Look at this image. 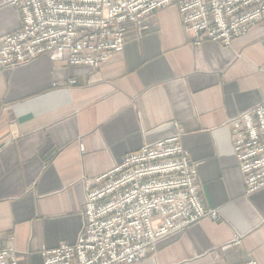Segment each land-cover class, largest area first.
I'll return each mask as SVG.
<instances>
[{"label":"crops","instance_id":"obj_1","mask_svg":"<svg viewBox=\"0 0 264 264\" xmlns=\"http://www.w3.org/2000/svg\"><path fill=\"white\" fill-rule=\"evenodd\" d=\"M0 0V38L20 29ZM264 101V23L229 46H195L162 9L97 70L40 56L0 68V247L19 264L76 243L84 185L127 154L180 134L203 220L136 264H264V189L246 195L228 122ZM240 240L239 245L234 241Z\"/></svg>","mask_w":264,"mask_h":264},{"label":"built area","instance_id":"obj_2","mask_svg":"<svg viewBox=\"0 0 264 264\" xmlns=\"http://www.w3.org/2000/svg\"><path fill=\"white\" fill-rule=\"evenodd\" d=\"M20 29L0 38V68L40 56L97 70L123 50L127 27L139 32L156 12L174 7L185 36L229 46L264 23V0H5ZM246 195L264 189V101L228 122ZM180 134L142 146L102 176L84 180L83 224L76 243L41 252L42 264H136L157 246L217 210L199 198L196 165ZM235 245L240 240L234 241ZM0 264H19L0 247ZM247 264H256L249 261Z\"/></svg>","mask_w":264,"mask_h":264}]
</instances>
